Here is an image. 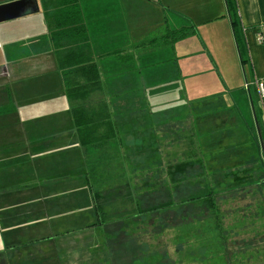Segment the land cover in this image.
Listing matches in <instances>:
<instances>
[{
  "label": "crops",
  "instance_id": "obj_1",
  "mask_svg": "<svg viewBox=\"0 0 264 264\" xmlns=\"http://www.w3.org/2000/svg\"><path fill=\"white\" fill-rule=\"evenodd\" d=\"M235 1L245 63L224 0L218 8L188 12L181 9L185 0H140L158 17L140 37L132 26L138 13L125 18L124 0H80L100 74L107 67L113 72L101 75L103 88L92 95L93 103L112 102L132 169L162 162L154 117L167 110L173 112L170 121L188 115L210 171L237 153L249 156L254 143L262 154L256 116L264 128V106L245 84L264 79V0ZM164 21L170 31L184 29L187 36L136 54L133 46L144 40L164 43ZM15 22L0 23V264H99L104 259L99 230L80 231L95 216L72 103L54 54L28 56L26 48L12 49L22 42L13 37L28 29ZM118 51L130 52V62L114 61L110 56ZM168 153L181 157L182 151Z\"/></svg>",
  "mask_w": 264,
  "mask_h": 264
},
{
  "label": "trees",
  "instance_id": "obj_2",
  "mask_svg": "<svg viewBox=\"0 0 264 264\" xmlns=\"http://www.w3.org/2000/svg\"><path fill=\"white\" fill-rule=\"evenodd\" d=\"M36 1L47 33L32 45L36 53H54L64 94L72 103L71 118L95 216V221L80 231L99 230L105 254L99 264H264V172L250 186L237 189L223 186L221 177L228 171L208 172L188 113L185 119L176 116L170 121L173 112L169 110L156 113L159 117L156 148L163 163L131 172L117 125L120 116L111 108L112 102L90 103L92 95L102 90L103 83L80 0ZM224 3L240 59L245 63L236 1ZM162 30L164 43L155 44V38L144 40L133 46L134 52L142 55L188 34L184 29L170 31L166 21ZM110 57L129 63L132 54L118 51ZM113 97L119 100L118 94ZM256 128L264 157V128L259 115ZM179 149L181 157L168 156V151ZM165 163H187L191 166L190 173L165 172L162 168ZM218 173L222 176L218 177ZM247 195L255 200L253 208L244 205L233 208L232 216L225 214L223 206L233 196L245 199ZM172 232L173 255L166 250L167 241L158 245ZM238 235L248 238L239 241ZM257 237L263 240L257 242Z\"/></svg>",
  "mask_w": 264,
  "mask_h": 264
},
{
  "label": "rangeland",
  "instance_id": "obj_3",
  "mask_svg": "<svg viewBox=\"0 0 264 264\" xmlns=\"http://www.w3.org/2000/svg\"><path fill=\"white\" fill-rule=\"evenodd\" d=\"M185 1H186V5L184 7H182L181 9H187V12L194 10V9H201L202 7H205L207 5H210L209 7H212V8H215V7L218 8V5H220V3H221L220 0H185ZM143 3L140 2V0H124L123 11H124L125 18H126V13L129 14V18H130V13H138V15L133 19L132 26H133V28H136L135 34H138L137 36H139V37L144 36L145 34L151 32L152 31L151 26L156 22V20H158V17L152 16L154 9H152V7L149 6L147 3H144V4ZM178 6L175 8L179 9ZM18 19H16L17 22H15V23H17V24L27 23L28 29H27V32H24V30H23L22 33H20V34L18 33L16 36L13 37L14 39H18V38L21 39L22 42L18 43V45L15 46L14 48L12 47V49H14V51H16L17 49L26 48V50H27L26 53L29 54L28 56L40 54V53L35 52V49H34L32 44L38 39L39 36H41V34L44 35L47 33V29H46V26L44 23L43 16L41 15V12L39 11L36 13H31V11L28 10L25 15H23L22 17H20ZM89 38H90V36H89ZM6 51H8V48H6ZM44 53H46V52H44ZM50 53L54 54L52 51H50ZM112 74H113V72L108 67L106 68V73H101L102 77H105V75L111 76ZM233 76H234L235 81L237 82L235 72L233 73ZM238 83H239V81H238ZM241 87L240 88L238 87L236 89V93H237V95L243 96V91H242ZM94 98H95V96L94 97L92 96L90 98V103L93 104ZM241 108L243 111H245L243 105H241ZM155 118L158 119L159 117L155 116ZM252 146H253V150H251L248 153V154H250L249 156H243L244 155L243 153H237L236 156L233 155V156L227 157L226 159L222 158L223 160L228 162V164L225 166L215 165L211 171L208 169V172H219L220 170H227L228 172H226L224 174V176L219 175V173H218V177L222 176L221 181L223 182V186L228 187L229 189H237L238 187H243V185L250 186L252 183L257 182L260 178H262L261 175H262V172H264V157L262 154L259 155L256 152L255 143ZM218 160H219V158L217 159V161ZM252 163H254L256 165L246 166L249 164L252 165ZM163 166L164 167H162V168L165 169V172L171 173L173 171V173L175 175H178L179 172L180 173H182V172L190 173V169H191V166L187 163L183 164V165H171L170 163H168V165H166V163H165ZM130 169L132 172L133 169L131 167H130ZM159 171L163 172L162 170H159ZM215 180H217V177H215ZM225 183H227V184H225ZM218 186L220 187L221 184H219ZM248 189L246 191H250V192L252 191V189H250V190H248ZM262 192H264V191H262ZM235 196H237V195H235ZM235 196H233L230 199V201H229L230 203L223 206L226 215L232 216L233 208H238L241 206L243 207L244 205H247L248 207L253 208L252 200L253 201H255V200L250 198L249 195H247V198H245V199H243V198L235 199L234 198ZM233 198H234V200H233ZM205 217H207V215H205ZM173 235H174L173 232L166 234L163 237V239L160 241L161 243L159 242V244H158V245H161L163 243V240L167 241L168 247L166 250L172 255H173V252L175 251V247L173 244L174 243V241H173L174 236ZM244 238L247 239L248 236L247 235H241L239 237V235H238V237H237V239L239 241L244 239ZM100 239H101V237H100ZM262 240H263L262 238L258 239V237H257V239L255 241L261 242ZM230 242H232V240H230ZM100 244L102 246V241ZM212 250H213V248H212ZM92 252H94L93 249H92ZM213 254H215V253H213ZM104 255H103V258H105Z\"/></svg>",
  "mask_w": 264,
  "mask_h": 264
},
{
  "label": "water",
  "instance_id": "obj_4",
  "mask_svg": "<svg viewBox=\"0 0 264 264\" xmlns=\"http://www.w3.org/2000/svg\"><path fill=\"white\" fill-rule=\"evenodd\" d=\"M28 10L31 13L39 11L36 0H0V23L18 19Z\"/></svg>",
  "mask_w": 264,
  "mask_h": 264
},
{
  "label": "built area",
  "instance_id": "obj_5",
  "mask_svg": "<svg viewBox=\"0 0 264 264\" xmlns=\"http://www.w3.org/2000/svg\"><path fill=\"white\" fill-rule=\"evenodd\" d=\"M258 41H262L261 36L258 38ZM250 86L254 87L260 102L264 106V79H255L245 84V88H249Z\"/></svg>",
  "mask_w": 264,
  "mask_h": 264
}]
</instances>
